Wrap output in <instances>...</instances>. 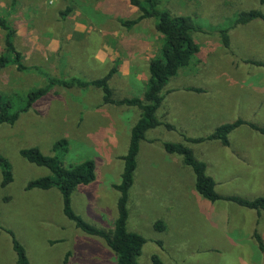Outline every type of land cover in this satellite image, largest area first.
Instances as JSON below:
<instances>
[{"label": "rangeland", "instance_id": "rangeland-1", "mask_svg": "<svg viewBox=\"0 0 264 264\" xmlns=\"http://www.w3.org/2000/svg\"><path fill=\"white\" fill-rule=\"evenodd\" d=\"M160 9L195 20L201 29L194 35L200 51L162 93L160 118L175 129L149 132L141 145L128 221L129 231L147 239L139 264H153V256L163 264H264V252L254 239L258 230L264 241V214L204 199L195 190L191 169L163 147L167 142L189 145L207 163L221 196L264 195V136L243 126L230 135L229 147L187 141L239 119L264 126V67L244 62L264 64V22L235 25L238 14L264 12V5L260 0H161ZM139 15L128 0H18L15 8L11 0H0V16L21 29L15 43L27 68L0 71V94L19 111L30 92L48 88L14 125L0 126V154L11 163L14 176L13 183L2 187L0 168V264H18L8 231L25 248L30 264L116 261L103 239L65 217L57 188L26 190L29 182L52 173L26 161L20 151L38 147L45 155L59 156L66 167L94 160L96 180L78 187L73 209L87 222L113 230L119 199L115 186L121 183L140 111L105 105L95 87L68 89L52 80L92 81L115 71L114 96L142 98L149 63L160 54L163 37L155 19L130 30L123 27L122 22ZM228 27L229 49L220 35ZM3 41L0 29V55ZM61 139L69 142L67 154L53 151ZM158 221L165 225L162 232L155 228Z\"/></svg>", "mask_w": 264, "mask_h": 264}, {"label": "trees", "instance_id": "trees-1", "mask_svg": "<svg viewBox=\"0 0 264 264\" xmlns=\"http://www.w3.org/2000/svg\"><path fill=\"white\" fill-rule=\"evenodd\" d=\"M130 4L137 8L139 17L134 20L122 22L123 27L132 29L142 21L156 20V30L163 37V44L160 54L149 63V79L142 98L125 97L116 98L111 87V79L115 71L104 78L86 81L79 78L69 80H52L65 88L86 89L95 87L103 93V103L111 107L135 108L140 111V118L133 126L130 135V143L127 154L124 156V168L121 176V183L115 186L119 193L117 204L118 215L113 230L101 229L78 215L73 209L72 196L81 185H89L96 180V163L94 160H87L77 165L66 167L59 156L45 155L38 147L23 149L20 155L29 163L48 168L52 176L42 177L28 183L26 190H50L57 188L62 195L63 213L65 217L73 222L77 229L84 233L103 239L116 255L113 264H139L143 247L147 239L142 235L131 232L128 229L129 199L130 192L135 184L138 160L141 152V145L147 140L149 132L164 127L174 130L175 127L166 123L160 118V111L164 104L162 93L169 82L178 75L179 71L188 67L192 59L199 53L200 48L194 39V35L201 32L191 16L173 15L169 11L161 10V0H129ZM264 5V0H260ZM18 0H12V5L16 6ZM70 9L62 13L66 17ZM256 20L264 22V12L261 9L243 11L235 19V25H247ZM0 29L4 33V52L0 55V71L13 66L19 72L26 71V66L22 62V54L15 46L17 31L10 22L0 16ZM230 27L220 30V35L224 46L229 49ZM245 63L264 67L259 61L245 60ZM189 91L201 93V89L187 88ZM48 88H41L30 92L26 104L19 111H14L9 99H5L0 94V126L4 124L14 125L20 118L21 113L29 111L34 104L40 100ZM247 126L253 131L264 136V126L253 122L239 119L233 123L219 126L207 137L188 139L190 143L201 144L206 142H218L224 147L231 146L230 135L237 129ZM165 151L172 156L182 159L185 167L191 169L195 176V190L200 196L210 202L229 201L240 207L254 210L258 215L264 214V195L255 199H247L241 196H221L216 191V182L208 173L206 162L198 159L194 150L185 143L167 142L164 144ZM54 152L67 154L69 152V142L66 139L57 141L53 147ZM0 168L3 175L2 187L13 183L14 176L11 163L0 154ZM155 228L162 232L165 225L162 221L155 224ZM10 233L14 250L17 254L18 264H30L25 248L16 239L13 232ZM254 239L259 245V249L264 252V241L258 230L254 233ZM159 245L161 243L159 242ZM153 264H163L158 256H153Z\"/></svg>", "mask_w": 264, "mask_h": 264}, {"label": "crops", "instance_id": "crops-1", "mask_svg": "<svg viewBox=\"0 0 264 264\" xmlns=\"http://www.w3.org/2000/svg\"><path fill=\"white\" fill-rule=\"evenodd\" d=\"M129 1V0H128ZM17 5H18V3H17ZM16 5V6H17ZM11 6L13 7V8H15L16 6H13L12 5V0H11ZM64 17V16H63ZM67 17V16H66ZM66 17H64V18H66ZM15 29H16V31H17V35H16V37H18V35H20L19 34V32L21 31V29L20 28H18V30H17V28L15 27ZM27 31L28 30V28H25V29H23V31ZM15 40H16V38H15ZM15 46H16V43H15ZM57 46H58V42L56 41V43L55 44H53L52 45V50H54V49H56L57 48ZM16 48H17V50H18V47L16 46ZM20 52V51H19ZM21 53V52H20ZM22 54V53H21Z\"/></svg>", "mask_w": 264, "mask_h": 264}]
</instances>
